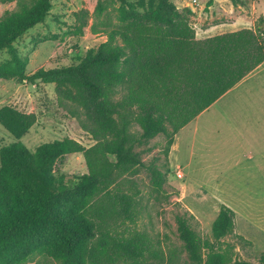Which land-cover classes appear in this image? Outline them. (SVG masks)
Here are the masks:
<instances>
[{"label": "trees", "instance_id": "16d2710c", "mask_svg": "<svg viewBox=\"0 0 264 264\" xmlns=\"http://www.w3.org/2000/svg\"><path fill=\"white\" fill-rule=\"evenodd\" d=\"M118 1L121 25L93 28L108 37L105 42L77 64L33 74L27 73L16 42L45 22L53 0H18L17 10L0 17V51L9 54L0 63V79L54 84L58 102L72 105L71 117L86 118L83 127L95 141L87 148L64 138L31 151L21 139L37 116L0 108V124L16 139L0 149V264H21L36 255L63 264H149L158 258L146 234L125 230L140 215V189L130 179L140 169L149 172L157 198L169 196L166 174L143 160L149 142L164 135L169 156L184 127L264 65V28L198 39L189 8L171 0ZM104 11L100 3L99 16ZM134 126L140 132H132ZM72 154L83 155L87 173L57 174V166ZM191 219L176 217L193 264H264V251L254 261L237 258V248L252 241L236 233L231 208L221 206L212 238L201 237Z\"/></svg>", "mask_w": 264, "mask_h": 264}, {"label": "rangeland", "instance_id": "374dc122", "mask_svg": "<svg viewBox=\"0 0 264 264\" xmlns=\"http://www.w3.org/2000/svg\"><path fill=\"white\" fill-rule=\"evenodd\" d=\"M171 1L180 9L189 8L193 11L192 26L198 39L244 28H264V23L260 22L261 18H264V0H239L237 4L231 0H213L211 5L208 4L210 0ZM100 3L105 7L103 16H99L98 12ZM119 8L118 0H53V8L45 22L29 30L16 42L20 56L27 59V73L33 74L41 68L79 63L90 49L108 38L104 34H95L94 26L113 28L121 25L118 18ZM17 9L18 0L0 3V17L8 10ZM107 18L108 23L104 24ZM8 58L6 51H0V63ZM7 105L37 116L35 126L21 139L31 151L45 143L64 138L74 139L87 148L95 144L89 131L83 127V122L87 123L86 118L70 116L69 109H72V105H61L58 102L54 84L38 82L32 85L20 82L14 77L1 78L0 108ZM255 116L262 118L260 125L264 126V68L240 89L227 95L205 113L200 122L197 119L195 123L190 124H199L201 132L205 127H209L211 148L216 150L225 147L223 140L228 137L237 139L235 136L239 132H253L252 127L259 126L253 119ZM131 131L140 132V128L134 126ZM256 134L258 136L257 132ZM15 141L16 139L0 124V149ZM165 145L166 139L162 134L151 140V151L143 154V160L147 164L154 162L166 174L164 188L168 197L157 198L156 193L152 191L151 177L147 170L140 169L137 175L130 178L140 189V215L137 224L125 230H137L146 234L160 252V256L149 264H193L179 237L176 220L178 215L191 216V223L196 232L203 238H212V225L216 219V213L211 209L214 203L199 200L200 189L206 184L212 193L213 201L214 195L231 201L242 215L250 217L253 224L247 229L251 233H248L249 237L244 236L252 241V245L239 246L236 256L239 259L254 261L264 251V233L255 230L256 226H260L264 231V182H247L249 178L246 174L249 175L250 171L247 168L242 171L241 167L240 176H245V182H200L202 172L198 156L192 161L191 176H187V170L183 169L186 177L181 180L177 177V166L185 167L184 158L187 157L188 151L182 147L180 153L169 161V156L164 153ZM237 145L231 147L232 151ZM219 158L221 159L220 156ZM242 164L249 165V162L243 159ZM87 171L82 154L69 155L56 168L57 174L83 175ZM244 220L237 219V224ZM238 230L241 233L240 229ZM229 239L235 240L233 237ZM21 264L63 263L49 256L36 255Z\"/></svg>", "mask_w": 264, "mask_h": 264}, {"label": "crops", "instance_id": "0c3cea01", "mask_svg": "<svg viewBox=\"0 0 264 264\" xmlns=\"http://www.w3.org/2000/svg\"><path fill=\"white\" fill-rule=\"evenodd\" d=\"M263 68L264 65L255 70L252 74L246 77L241 83H239L236 87L226 93L209 109L200 114L192 122L195 123L197 119L200 122L205 113H207L211 108L215 107V105L222 101L227 95H230L234 91L240 89L248 80L255 77V75H257ZM253 119L256 120L259 125L252 127V131L254 130L253 132L249 131L248 134H246V132H239L238 135L235 136L237 139L228 137V139L223 140V142L226 143L225 147L223 148L226 149L216 148V150H213L211 148L212 142H210L209 140V127H205L203 129L204 131L201 132L199 124H188L176 135L175 143L172 146L169 154V161L173 160L174 157H176L177 154L180 153L183 147L188 151L187 157L184 158L185 167H182L180 165L177 166V169H180L182 171L183 178L186 177V173H184L183 169L187 170V176H191V174L193 173V169L191 168L192 161L196 156H198L202 172V178L200 182H245L247 181L245 180V176H240V167L242 171H245L246 168L250 171V176L246 174V176L249 178V181L247 182H264V126L260 125V122L262 120L261 117L255 116L253 117ZM255 131L258 133V136ZM235 144H238L239 147L237 145V148L232 151L231 147ZM219 156L221 157V159L219 158ZM243 159H246L249 162V165H243ZM254 168L256 172L253 173ZM207 187L208 184L202 186V188L200 189V202L202 200H204L205 202H213L214 206L211 207V209H214L213 211H215L216 217L218 216L222 205H226L227 207L231 208L236 214V233L242 235L243 237H245L244 235L249 237L250 235L248 233H251V231H248L247 228L252 227L253 224L250 220V217L248 215H242V212H240V210L231 201L217 197L215 195V200L213 201L211 198L212 193L207 189ZM239 218L245 220L240 224H237V219ZM256 227L257 228L255 230L264 233L260 226ZM238 229H240L241 233L238 232Z\"/></svg>", "mask_w": 264, "mask_h": 264}, {"label": "built area", "instance_id": "2783aa9c", "mask_svg": "<svg viewBox=\"0 0 264 264\" xmlns=\"http://www.w3.org/2000/svg\"><path fill=\"white\" fill-rule=\"evenodd\" d=\"M177 177L179 179H182L183 178V173H182V171L180 169L177 171Z\"/></svg>", "mask_w": 264, "mask_h": 264}]
</instances>
